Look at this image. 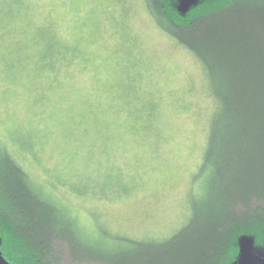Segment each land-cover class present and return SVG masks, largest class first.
Returning a JSON list of instances; mask_svg holds the SVG:
<instances>
[{"label":"rangeland","instance_id":"obj_1","mask_svg":"<svg viewBox=\"0 0 264 264\" xmlns=\"http://www.w3.org/2000/svg\"><path fill=\"white\" fill-rule=\"evenodd\" d=\"M214 109L146 0H0V142L99 242L186 225Z\"/></svg>","mask_w":264,"mask_h":264},{"label":"trees","instance_id":"obj_2","mask_svg":"<svg viewBox=\"0 0 264 264\" xmlns=\"http://www.w3.org/2000/svg\"><path fill=\"white\" fill-rule=\"evenodd\" d=\"M146 2L203 68L215 103L203 200L168 239L105 233L99 242L0 142V250L9 264H236L245 237L264 258V0H206L185 10L180 0Z\"/></svg>","mask_w":264,"mask_h":264},{"label":"water","instance_id":"obj_3","mask_svg":"<svg viewBox=\"0 0 264 264\" xmlns=\"http://www.w3.org/2000/svg\"><path fill=\"white\" fill-rule=\"evenodd\" d=\"M180 1L183 9L185 10V9H189L190 7L196 5L201 1H206V0H187L188 1L187 5L183 4L185 0H180ZM256 256L257 255L252 251L251 246L242 244L240 248L239 258L236 264H255ZM0 264H9L2 256L1 250H0Z\"/></svg>","mask_w":264,"mask_h":264}]
</instances>
